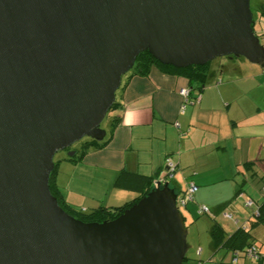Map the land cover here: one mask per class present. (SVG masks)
Listing matches in <instances>:
<instances>
[{
    "label": "water",
    "instance_id": "1",
    "mask_svg": "<svg viewBox=\"0 0 264 264\" xmlns=\"http://www.w3.org/2000/svg\"><path fill=\"white\" fill-rule=\"evenodd\" d=\"M253 22L250 0H0V264H187L168 180L84 222L50 192L54 155L104 139L141 52L174 67L243 57L264 68Z\"/></svg>",
    "mask_w": 264,
    "mask_h": 264
},
{
    "label": "crops",
    "instance_id": "2",
    "mask_svg": "<svg viewBox=\"0 0 264 264\" xmlns=\"http://www.w3.org/2000/svg\"><path fill=\"white\" fill-rule=\"evenodd\" d=\"M254 4L252 26L259 36L264 0ZM123 82L105 130L112 117L119 120L104 146L87 150L79 161L57 160L51 181L63 199L78 210L120 205L137 194L117 183L120 173L168 180L164 162L169 156L176 170L168 181L177 192L182 194L189 182L198 187L184 206L193 247L187 264H264V258L240 259V253L233 261L235 251L214 248L209 235L215 222L226 235L246 227L264 254V217L255 215L264 207V68L243 57H221L210 63L206 84L189 91L187 101L178 90L189 89L188 80L157 66L147 76L132 75ZM199 205L211 214L196 212Z\"/></svg>",
    "mask_w": 264,
    "mask_h": 264
},
{
    "label": "trees",
    "instance_id": "3",
    "mask_svg": "<svg viewBox=\"0 0 264 264\" xmlns=\"http://www.w3.org/2000/svg\"><path fill=\"white\" fill-rule=\"evenodd\" d=\"M210 63L211 62L205 63L203 65H188L186 67H174L168 64H161L146 51L141 52L135 58L132 68L122 76L121 84L118 89H121L125 84V82H123L125 78L128 79L132 75L147 76L150 68L152 66H157L159 69H161L164 72L173 73L185 77L188 80L189 91L194 89L201 90L207 82ZM116 105H117V101L115 99L108 112L114 109ZM118 120H119L118 116H114L112 117V119H110L109 128L106 130L107 135L106 137H104L103 140L97 141L95 139L84 137L78 142H76V148L74 149V154L72 156H66L65 159L71 161H79L82 159L83 155L86 153L87 150L98 149L104 146V144L110 138L113 128L117 125ZM73 147L74 146L72 145L69 148L72 149ZM56 163L57 161L55 160L54 168L49 177L50 192L52 193V195L56 197L58 204L65 212L73 215L75 218H78L84 222H90V221L99 222L105 219H112L116 217L125 208L129 207L137 200H139L142 196H144L154 185V177L152 175H142L139 173L122 171L120 173L121 176H118L117 178V183L122 185L124 183L126 187L133 188L137 191V194L131 200L125 201L122 204L116 206H108V205L100 204L97 207L91 208L89 210H82V209L78 210L72 207L71 205H69L63 199L58 188L51 181L52 175L57 165ZM172 176L168 178V180L171 179ZM169 184L177 192L176 188L170 183V181ZM209 235L214 248L218 246H222L227 250L233 252L235 251L238 254L240 253L242 257H246L245 256L246 248L252 245L251 234L248 231H245L242 227H239L229 235L228 234L226 235V232L223 229V227L215 222L209 228ZM186 261H187V256L185 258V262Z\"/></svg>",
    "mask_w": 264,
    "mask_h": 264
},
{
    "label": "built area",
    "instance_id": "4",
    "mask_svg": "<svg viewBox=\"0 0 264 264\" xmlns=\"http://www.w3.org/2000/svg\"><path fill=\"white\" fill-rule=\"evenodd\" d=\"M259 37V41L260 43H262L264 45V27H263V32L258 36ZM179 94L184 98V100H188V95H189V89L187 87H181L178 90ZM164 177L165 178H170L174 171L176 170V163L169 157L167 156L165 158V162H164ZM197 185L193 182H189L186 185L185 190L182 192V194H179L177 196V206L180 208L181 206H185V204L187 203V201L191 200L193 198L194 193L197 190ZM262 192L264 194V186L262 187ZM249 202V201H248ZM197 212L199 214H211L210 210L204 206V205H199L197 208ZM224 215L228 216L227 213H224ZM256 216H260V217H264V207H261L259 209L256 210L255 212ZM247 229L246 227H244V230ZM245 256L247 258H251L254 260H263L264 258V254L260 253L259 249L254 245H250L246 248L245 251ZM237 257H238V253L234 252L232 253V260L233 261H237ZM190 264H201L199 261H194Z\"/></svg>",
    "mask_w": 264,
    "mask_h": 264
},
{
    "label": "rangeland",
    "instance_id": "5",
    "mask_svg": "<svg viewBox=\"0 0 264 264\" xmlns=\"http://www.w3.org/2000/svg\"><path fill=\"white\" fill-rule=\"evenodd\" d=\"M250 6H251V9H252V12H253V19L254 20H256L257 19V15H256V6H255V4H254V0H250ZM257 33V32H256ZM258 35V34H257ZM219 60V58H216V59H214V60H212V61H210V62H213V61H218ZM111 110L109 111V112H107V116H105V118L103 119V121L101 122V127L102 128H106V122H107V119H108V116L111 114ZM73 148L71 149V148H69V149H67V150H61V151H58V152H56L55 153V155H54V160H59L60 158H62V157H66V156H68L67 155V153H68V151H74V149L76 148V143H74L73 144ZM71 147V146H70ZM188 203H191V201L189 200V201H187V204ZM180 210H181V213H182V215L183 216H185V217H187V214H188V209H187V207H184V206H181L180 207ZM197 212V211H196ZM198 214V213H197ZM188 231V230H187ZM190 236H189V234L187 233V241H188V243L190 244ZM192 249H193V247H191V244H190V248L188 249V251H187V253H186V256H187V261H190L192 258H193V255H192ZM262 253V252H261ZM228 257V256H227ZM240 259L242 258V255H240V257H239ZM243 258H245V259H248L247 257H243ZM248 260H250V259H248ZM230 261V260H229ZM229 261L228 262H226L225 264H235V262H232V261H230V263H229ZM254 261V260H253ZM187 263V262H186Z\"/></svg>",
    "mask_w": 264,
    "mask_h": 264
}]
</instances>
